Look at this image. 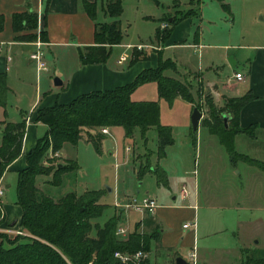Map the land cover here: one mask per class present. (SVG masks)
<instances>
[{
    "label": "crops",
    "instance_id": "obj_1",
    "mask_svg": "<svg viewBox=\"0 0 264 264\" xmlns=\"http://www.w3.org/2000/svg\"><path fill=\"white\" fill-rule=\"evenodd\" d=\"M24 1L0 0V16L3 17V29L0 31V75L5 76L6 85L4 107L0 106V143L6 123H19L24 119L26 120L21 155L7 167L0 179L1 185H3V179L8 171L18 172L27 167V153L35 147L37 140L48 131L47 126L35 122V114L38 109L66 105L78 97L92 92L115 90L131 84L145 70L158 67L152 64L155 53L148 55L149 60L147 61L130 58L123 64H119L118 61L122 55L114 58L112 53L115 48H122L121 44L112 48L111 56L106 63L87 65L82 63L80 58L82 50L96 44V24L106 22L107 17L103 11V0H86L98 4L95 19L83 9L82 0H30V10L38 15L37 32H42L45 35L44 40H40L44 61L48 66V70L44 72H50L52 68L54 71L53 76H58L62 81V85L56 86L50 83L48 86V90H51L50 94H42L39 83V74L42 72L37 73L34 68L36 83L34 89L27 90L26 77L32 68L29 61H31L30 55L36 47L35 42L16 41L15 37L20 33L12 31V15L27 10ZM99 12L102 14V21L99 20ZM187 20L184 19L181 24L186 23ZM179 23L171 33L174 34L177 31L178 27L181 26ZM259 37L262 39L260 43L247 46L256 51L254 55L238 52L232 57L233 62H235V65L232 66L230 62L231 55L228 52L220 64L212 62L207 67L199 68V72H197L200 76L198 80L203 83L204 89L217 92L218 101H220L222 107L224 105L226 107L233 100L248 94L255 97L241 109L237 121H232V115L227 112L229 119L228 126H225V128L229 130L230 125H232L233 129L246 131L230 135L237 157L234 159L229 154L234 166L230 168V173L225 178L227 190L224 199L219 204L211 200L214 198L211 197L213 190L209 176L208 186L206 187L208 188L207 196H204V193L202 194L201 185L196 180L194 182V192L189 189V197H182L181 187L178 194L173 195L171 203L160 204L154 213L140 211L142 217L135 221L134 230L148 235L158 234L157 237L151 240L150 256L156 251H162L166 252V257L172 260L171 264H177V257H182L187 263L190 250L197 245L199 258L203 264H228L230 247H226L225 242L220 246L214 240L217 234L222 232L233 236L235 239L237 247L234 251L236 250V261L239 264H245L247 257L254 260L264 258V244L260 247L263 243L260 227L264 224V220L260 218L254 220L250 218L243 219L241 214L238 213L239 208L254 211L259 210L261 207L248 204L238 206V200H236L238 195L241 201L245 202L246 200V202H249L252 199L258 203V200L264 197V169L251 165L242 158V156H246L264 164V34L260 33ZM169 40L170 37L165 43V52L161 55L156 53L159 58L162 57L164 60H172V55L177 58V51L191 48L196 51V49L201 48L200 38L197 34L193 44L188 43V39L174 43ZM167 52L173 54L166 55ZM174 63L176 64V62ZM176 67L177 69L168 70L166 76L172 77L176 74L177 78H181V71L177 64ZM219 70L231 75L226 78L221 77L218 73ZM187 72L194 73L191 70H187ZM238 73L245 75L243 81L235 79V75ZM150 84L152 83L141 87ZM53 90H62V92L56 94ZM191 112L193 113V108H191ZM201 125L202 119L199 127ZM115 129L109 128L110 134ZM210 133L218 135L219 138L222 136L214 133L211 129ZM109 135L104 136L102 148ZM225 137L227 136L225 135ZM80 142L87 143L86 137ZM219 143L226 146L227 151L230 153L226 142L220 138ZM63 151L64 149L59 152L60 159L64 158ZM51 155L52 151L49 152L50 157ZM63 160L78 165L75 160L67 158ZM149 172L154 174L152 171L146 173ZM44 181H47V178L40 182ZM36 186L40 188L37 177ZM202 209L207 210L209 214L214 213L217 209L227 212L224 216L225 220L221 222L220 230H216L219 228H214V224L211 223V220L215 223L216 218L209 217L206 223H198ZM133 210H126L127 219L123 220L124 222L122 221L120 227L125 226L129 229L125 223L131 224ZM2 211L3 222L0 223V227L18 225L22 209L17 203V197L15 204H2ZM122 212L125 213L123 210ZM14 221L15 223L12 224ZM186 223L190 225L185 227ZM252 223L257 225L256 229H254ZM252 227L253 229L250 230ZM245 229H247V233H245ZM153 262L156 264L155 260ZM151 263L152 260L149 264Z\"/></svg>",
    "mask_w": 264,
    "mask_h": 264
},
{
    "label": "rangeland",
    "instance_id": "obj_2",
    "mask_svg": "<svg viewBox=\"0 0 264 264\" xmlns=\"http://www.w3.org/2000/svg\"><path fill=\"white\" fill-rule=\"evenodd\" d=\"M105 1L107 2V0ZM122 2L124 11L121 16V24L124 37L121 43L122 48H115L112 53L113 57L127 54L134 59L155 53L152 64L156 67L159 64L158 55L165 52V43L171 30L169 23L193 11V14L186 18L188 19L186 23L181 24L183 20L179 23L181 26L174 34L171 33L169 40L174 43L188 39L187 42L193 44L196 34L200 38L201 48L199 50L196 49L195 51L194 48H191L177 51V58L172 55V60L176 62L181 71V78H177L176 74L170 78L177 79L189 87V91L193 95V102L190 103L192 106L181 97L176 98L172 103L160 99L156 83L139 88L133 96L135 101H159L161 124L171 129L174 144L167 147L165 155L161 157L157 129L152 128L147 133L146 138L137 129L134 137L128 138L125 129L120 127L112 130L111 134L107 136L101 154L97 153L92 144L86 142H80L78 145L65 144L63 159L77 161L78 168L60 172L58 176L54 175V171L37 176L38 186L41 188L39 189L56 200L69 192L82 195L88 191H100L102 197L98 203L105 204L106 209L101 217L90 221L93 225H103L109 218L118 216L119 221L116 230L118 240H125L130 233L135 231V221L142 217L139 210L124 207L134 198H138L140 201L144 197L156 196L159 205H166L172 202L173 195L178 194L183 185L194 192L196 180L201 185L202 194L207 196L208 188L206 187L210 176L213 190L211 197L214 198L211 200L219 204L224 199L227 190L225 178L234 165L230 160V153L226 146L219 143L221 137L211 134L210 129L219 131V134L222 135L223 114L227 115V112H221L225 105L223 107L220 105L215 90L204 89L203 83L198 80L200 76L197 72H199V68L207 67L212 62L220 64L228 52L231 58L238 52L254 55L256 51L247 46L260 43L262 39H260L259 34H264V0H225L224 4L228 6V9H225L223 4L216 0H122ZM28 5H31L30 0H25L24 6L27 7ZM101 16L102 14L99 12V20L102 21L103 17ZM105 21H112V19L108 17ZM159 26L162 30V42L155 41L156 30ZM139 45H145L148 48L140 51L135 48ZM170 53L167 52L166 55ZM29 62L32 68L26 77V81L27 90H32L36 83V74L34 63ZM187 70L194 73L187 72ZM53 72L51 68L50 72L39 74L42 94H50L51 90H48V86L50 83L55 84V79H60L58 76H53ZM218 73L224 78L231 75L220 70ZM53 91L56 94L62 92V90ZM191 108L193 110L198 108L202 113V125L196 132L193 130L191 122ZM217 116H220L218 121ZM103 136L105 135L103 134ZM223 138L226 139L227 137ZM225 139L223 140L225 141ZM63 159H60L59 155L53 158V164L44 163L43 167L56 166L57 164L77 166L76 163H69ZM151 167L164 168L166 181L159 183L157 176L151 172L142 173L143 168L149 169ZM17 178V172L14 170L8 171L4 177L2 185L4 188L3 204L16 203ZM44 178H47V181L40 182ZM59 179L61 181L57 184ZM109 188L112 191H109ZM237 198L238 195L236 196L238 206L248 204L261 207L254 211L239 208L238 213L243 219L260 218L264 220V197L259 199L258 203L252 199L251 201L248 200L249 202L246 200L244 202ZM127 209H134L135 211L133 210L131 213V224L125 223L129 229L123 226L126 228V233L122 234L118 230L122 221L127 219ZM225 213L227 212L217 209L214 213L209 214L207 210L202 209L198 223H206L209 217L216 218L215 223L212 220L211 223L214 224V228H219L216 230H220L221 222L225 220ZM253 225L256 229L257 225L252 223ZM252 229L253 227L250 230ZM260 230L263 238V243L260 246L262 247L264 244V224ZM245 233H247V229H245ZM7 235L10 238L16 236ZM91 235H95V228L91 231ZM214 240L220 246L225 242L226 247H230L228 264H239L236 261L237 253L234 249L237 245L233 236L220 232ZM6 245L7 243L4 242V246ZM147 259L149 262L152 260L151 264H154V260L156 264H171L172 262L170 258L166 257V252L162 251H156L151 256L149 254ZM89 264H93V261Z\"/></svg>",
    "mask_w": 264,
    "mask_h": 264
},
{
    "label": "trees",
    "instance_id": "obj_3",
    "mask_svg": "<svg viewBox=\"0 0 264 264\" xmlns=\"http://www.w3.org/2000/svg\"><path fill=\"white\" fill-rule=\"evenodd\" d=\"M224 4L225 0H216ZM83 9L92 17L97 16V3L82 0ZM12 15V31L20 33L15 37L16 41L36 42L38 36L44 40V33H37L38 15L30 10ZM105 16L112 21L96 24V44L85 47L80 58L84 65L106 63L111 56L112 48L123 41L121 16L123 14L122 0H103ZM193 14L189 12L179 19L170 22L171 30L182 20ZM3 29V17L0 16V31ZM162 30L159 26L155 39L162 42ZM166 38V39H167ZM165 40V39H164ZM134 59L149 60L148 56L135 57ZM176 64L172 60L159 58L156 69H148L142 72L131 84L119 87L112 91L92 92L82 95L66 105L38 109L35 114V122L48 127L47 133L37 140L33 149L26 155L27 167L18 171L17 178V203L22 209V215L18 222L19 227L26 233L10 238L6 233L0 232V264H124L115 257L116 251L134 253L139 250L149 251L153 235L144 234L137 230L129 234L125 240H118L116 230L118 228V216L109 218L103 225L90 221L103 215L105 204L98 203L102 197L100 191H88L82 195L69 192L56 200L45 194L36 186V177L49 174L54 175L68 170H74L77 166L60 164L51 167H43L44 163L53 164V154L59 153L65 144L78 145L86 137L87 143L92 144L95 150L102 153L103 128L125 129L128 138L134 137L137 129L146 138L151 128H156L159 134L160 156L165 155L167 147L174 144L171 129L161 124V108L159 101H134L132 95L141 86L156 83L160 99L172 103L181 97L192 103L193 95L189 87L177 79L170 78L165 72L175 69ZM6 92L5 76L0 75V106L4 107ZM255 99L251 94L233 100L221 112L226 111L232 115V121H237L239 112L250 101ZM220 116H217L218 119ZM220 120V119H219ZM26 129V120L19 123H6L0 143V179L7 167L14 162L22 152L23 136ZM246 130H229L223 125L222 140L227 136L226 145L232 155L237 154L229 139L231 134L245 132ZM219 134V131L213 130ZM244 161L264 169V164L246 156ZM152 171L158 182L166 181V172L162 167L143 168L142 173ZM61 181L59 179L56 183ZM3 222V212L0 209V223ZM95 228V235L91 231ZM4 242L7 243L4 246ZM135 264V263H128ZM138 264H149L145 259ZM245 264H264V258L254 260L247 257Z\"/></svg>",
    "mask_w": 264,
    "mask_h": 264
},
{
    "label": "built area",
    "instance_id": "obj_4",
    "mask_svg": "<svg viewBox=\"0 0 264 264\" xmlns=\"http://www.w3.org/2000/svg\"><path fill=\"white\" fill-rule=\"evenodd\" d=\"M39 33V31L37 32ZM35 50L30 55V60L34 63L35 69L37 73H41L48 70L47 63L44 61V53L42 50V43L40 42V38L38 36L36 42H35ZM138 50H143L148 48V46L139 45L137 47ZM134 49V48H133ZM130 59V56L127 54H124L120 57L118 63L123 64L127 60ZM235 79L238 81H243L245 79V75L242 73H238L235 75ZM101 133L104 135H109L110 131L109 128H103L101 129ZM59 156V153L51 155L52 158ZM182 197L187 198L190 195V190L186 187V185L182 186L181 189ZM3 195H4V188L0 183V209L2 210V204H3ZM159 206L158 200L155 197H144L142 200H138V198H134L131 202H128L124 205L126 208H134L136 210H139L141 212H149L154 213L157 207ZM3 212V211H2ZM190 224L186 223L184 226L188 227ZM196 225V224H195ZM0 232L6 233V234H12V235H25L26 233L19 227V225H12L7 227H0ZM119 233H126V229L123 227H120L118 230ZM115 257L118 258L122 263L128 264V263H135L138 264L139 262L147 259L149 257V251L139 250L134 253L129 252H122V251H116ZM187 264H203L202 261L199 258L198 253V246L195 245L191 250L187 258Z\"/></svg>",
    "mask_w": 264,
    "mask_h": 264
},
{
    "label": "water",
    "instance_id": "obj_5",
    "mask_svg": "<svg viewBox=\"0 0 264 264\" xmlns=\"http://www.w3.org/2000/svg\"><path fill=\"white\" fill-rule=\"evenodd\" d=\"M233 61L234 60L231 58L230 62L232 64V66L235 65V62H233ZM55 85L56 86H61L62 85V81L60 79H58V78L55 79ZM223 117H224L225 126L227 127L228 126L229 117L227 115H224ZM201 119H202V113L200 112V110L198 108H194L192 116H191V122H192L193 130L195 132L198 131ZM62 166H63L62 164L59 165V167H62ZM109 191H112V189L109 188ZM14 223H15V221L12 224H14ZM177 264H187V263L182 257H177Z\"/></svg>",
    "mask_w": 264,
    "mask_h": 264
}]
</instances>
